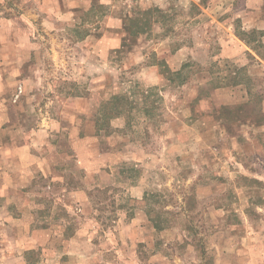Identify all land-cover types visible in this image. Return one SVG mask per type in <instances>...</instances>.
Here are the masks:
<instances>
[{
  "label": "rangeland",
  "instance_id": "obj_1",
  "mask_svg": "<svg viewBox=\"0 0 264 264\" xmlns=\"http://www.w3.org/2000/svg\"><path fill=\"white\" fill-rule=\"evenodd\" d=\"M41 2L0 0V264H264V0Z\"/></svg>",
  "mask_w": 264,
  "mask_h": 264
},
{
  "label": "crops",
  "instance_id": "obj_2",
  "mask_svg": "<svg viewBox=\"0 0 264 264\" xmlns=\"http://www.w3.org/2000/svg\"><path fill=\"white\" fill-rule=\"evenodd\" d=\"M65 2H66V0H42L41 3H44L45 8H46V12H47L46 13L47 16L45 19L46 21H44V25L50 27L51 29L55 28V26H56L55 15H56V13L60 12L63 9ZM38 7L41 8L40 5H38ZM22 41H24V43H26L25 40H22ZM29 150H30V145L25 144V143L24 144L22 143L20 145L14 146V147L11 146L9 149L11 156L18 157L20 159L21 163L25 164L24 165L25 167H28V168L33 167L34 168L33 165H30L32 163L31 161H29L30 163L27 162L29 159V153H28ZM3 188L5 189V192L2 195H5L6 197H10V199H13L14 194L17 192L12 194L13 192L9 189V186H6V188L5 187H3ZM20 190L23 192V189H20ZM72 194L74 195L76 201H78L80 203H82L83 201L89 200L88 194L84 190H75L74 192H72ZM22 200H23V202H22ZM22 200H13V201L16 203V205L19 206V205H26L27 204L26 200H29V199L24 198ZM24 219H25V216H21L15 220L12 219L13 221H11V222H13L14 224H18V225H20L22 223V225H23Z\"/></svg>",
  "mask_w": 264,
  "mask_h": 264
}]
</instances>
